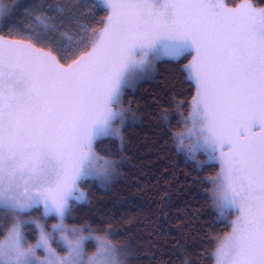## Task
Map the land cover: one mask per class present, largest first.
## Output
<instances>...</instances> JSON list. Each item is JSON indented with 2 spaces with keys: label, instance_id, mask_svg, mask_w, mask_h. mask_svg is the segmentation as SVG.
Listing matches in <instances>:
<instances>
[{
  "label": "snow or ice",
  "instance_id": "obj_1",
  "mask_svg": "<svg viewBox=\"0 0 264 264\" xmlns=\"http://www.w3.org/2000/svg\"><path fill=\"white\" fill-rule=\"evenodd\" d=\"M165 64L189 90L153 95L156 126L213 218L170 213L166 193L164 264H264V0L0 4V264H136L142 245L77 213L84 185L121 175L141 119L129 94Z\"/></svg>",
  "mask_w": 264,
  "mask_h": 264
},
{
  "label": "trees",
  "instance_id": "obj_2",
  "mask_svg": "<svg viewBox=\"0 0 264 264\" xmlns=\"http://www.w3.org/2000/svg\"><path fill=\"white\" fill-rule=\"evenodd\" d=\"M1 2L10 4L12 0ZM187 90L189 86L183 82L179 70L165 64L160 66L154 81L141 83L134 93H130L129 98L140 106L141 119L135 126L127 129L128 147L125 154L128 161L120 169L121 175L106 190L83 186L90 191L91 204L82 206L77 215H83L93 223V227H111L119 234L113 237L118 243L131 238L134 244L142 245L138 250L139 259L136 264H164L175 259L171 250L175 232L169 231L166 238L151 235L159 223L163 222L159 210L166 193L171 194L173 206L169 209L170 213L183 212L191 207L198 211L197 224L202 225L213 218L212 209L199 195L207 185L192 183L191 176L196 173L176 154L171 142H166L162 137L153 115L158 110L153 105V95L159 94L166 99V94ZM109 146L107 141L102 145ZM223 227L213 225L220 235H223ZM196 235L202 236L203 233L194 234L192 239ZM149 239H158L159 242L150 249L147 243ZM191 242L192 240L189 241ZM91 250L92 248L89 249ZM204 264H213V260H206Z\"/></svg>",
  "mask_w": 264,
  "mask_h": 264
},
{
  "label": "rangeland",
  "instance_id": "obj_3",
  "mask_svg": "<svg viewBox=\"0 0 264 264\" xmlns=\"http://www.w3.org/2000/svg\"><path fill=\"white\" fill-rule=\"evenodd\" d=\"M0 4H3V3L1 2V0H0ZM189 59H190V57H189ZM92 251H94V249H92V250L89 251V252L91 253ZM213 264H214V262H213Z\"/></svg>",
  "mask_w": 264,
  "mask_h": 264
}]
</instances>
